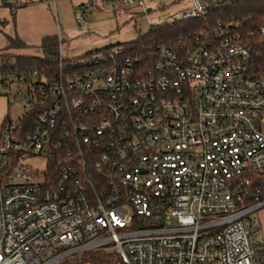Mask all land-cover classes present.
Returning <instances> with one entry per match:
<instances>
[{
  "label": "built area",
  "instance_id": "obj_1",
  "mask_svg": "<svg viewBox=\"0 0 264 264\" xmlns=\"http://www.w3.org/2000/svg\"><path fill=\"white\" fill-rule=\"evenodd\" d=\"M59 1L40 0L54 10ZM107 1L154 12L152 0ZM234 1L190 0L150 28ZM25 3L0 8L13 15ZM75 12L77 27H90L92 2ZM234 23L155 43L153 63L123 45L91 50L69 74L57 25L59 78L2 73L0 55V96L24 102L0 133V264H63L99 250L125 264H264L255 216L264 209V54ZM15 84L24 90L13 95ZM29 155L47 167L33 168Z\"/></svg>",
  "mask_w": 264,
  "mask_h": 264
},
{
  "label": "rangeland",
  "instance_id": "obj_2",
  "mask_svg": "<svg viewBox=\"0 0 264 264\" xmlns=\"http://www.w3.org/2000/svg\"><path fill=\"white\" fill-rule=\"evenodd\" d=\"M42 1V0H41ZM92 1L94 12L91 15H88L87 19L90 22V27L87 28H78L75 22L77 15H72L69 13L67 5V20L63 19V13L61 8H64L65 2L68 4L71 2L68 1H59L57 3V9L59 14L60 21V35L62 37V54L64 59H69L73 56H78L82 54L88 48L92 49L98 46H120L121 44L128 43L136 38L140 34L146 33L150 26L158 23L159 17L165 15L166 17L170 12L178 13L185 7H188L190 0H152L146 1V7L151 8L154 12L150 15L142 13L141 7H132L119 11L118 6H113L107 0H90ZM178 2V3H177ZM164 3L167 7L165 10L161 9V4ZM41 4V2H40ZM35 5L32 2L28 1L25 3V8L17 9V13L12 15L10 10L0 8V21H7V25L2 28L0 32V51L4 49L8 42V37L19 38L21 41L28 44L29 48L25 50L12 49L8 52L1 51L0 55H11V62L15 63V55L25 54V55H38L42 56L39 51V45H32L35 42H38L41 39L44 33L48 34H58V28L56 23L55 10L53 5L48 4L44 5L48 11L45 20V24H42V16L45 14L42 13L40 6H31ZM29 6V7H28ZM38 7V8H35ZM16 12V11H15ZM48 18L50 22L48 21ZM69 18V20H68ZM47 19V22H46ZM40 23V24H37ZM39 27H42V31L37 35L35 31ZM33 30L36 34V37H27V33ZM37 40V41H36ZM1 55V56H2ZM19 89L24 90L23 86L20 84H15L11 88V92L14 95ZM12 102V100H11ZM9 103L7 117L3 123V126H0V133H3L6 130V127L9 124V121H17L23 114V100H16V102ZM1 142V139H0ZM26 162L31 165L33 168L38 169L39 171L44 170L47 167V159L35 155H29ZM255 216L259 219V227L261 228L257 234V240L259 243L264 245V209L257 212ZM81 255H76L72 259L80 258ZM61 264V263H57Z\"/></svg>",
  "mask_w": 264,
  "mask_h": 264
},
{
  "label": "trees",
  "instance_id": "obj_3",
  "mask_svg": "<svg viewBox=\"0 0 264 264\" xmlns=\"http://www.w3.org/2000/svg\"><path fill=\"white\" fill-rule=\"evenodd\" d=\"M16 12H14V16ZM220 20L224 23L234 20V35L243 43L250 44L255 51L264 54V36L261 35V29L264 28V0H236L232 4L212 9L204 18L152 27L146 33L140 34L138 38L121 45L139 52L141 57L153 63L156 57L152 53L151 47L155 43H167L175 41L180 36H186V34H196L212 29L217 26ZM6 25L7 21H0V32ZM7 39V45L1 51L8 52L12 49L25 50L29 48L19 38L8 37ZM38 47L42 56L18 54L15 55V63L11 62L13 56L2 55L1 53L2 73L26 75L38 69L48 78H59L61 75L60 66L59 62L56 61L59 57L57 34L45 36ZM77 59L78 57L65 59L62 74H69L71 66L75 64ZM40 112L36 111L34 115ZM29 126L30 122L21 121L19 129L24 131ZM60 169L61 165L56 161H53L49 167V170L53 171L54 174H57ZM80 255V258L67 260L63 264H125L116 251L99 250Z\"/></svg>",
  "mask_w": 264,
  "mask_h": 264
},
{
  "label": "crops",
  "instance_id": "obj_4",
  "mask_svg": "<svg viewBox=\"0 0 264 264\" xmlns=\"http://www.w3.org/2000/svg\"><path fill=\"white\" fill-rule=\"evenodd\" d=\"M23 1H25V2H28V1H30V2H32V4H35L36 6H40V9L42 10V13H44L45 15L44 16H42V19H40L41 21H42V24H45V20H43L45 17H46V14H47V11H48V9L43 5V4H40V0H23ZM60 1H62V0H60ZM64 1H67V0H64ZM69 1V0H68ZM71 2L68 4L67 2H65V5L66 6H64V8H61V10H63L62 11V13H63V19H65V20H67V17H68V15H67V10L69 11V13L70 14H72V15H74V17H75V15H76V12H75V9H76V6L79 4V3H82V2H92V1H90V0H70ZM35 5H31V6H33V8H34V6ZM67 5H68V9H67ZM29 7V6H28ZM23 8H25V6L23 7ZM35 8H38V7H35ZM67 9V10H66ZM17 13V12H16ZM48 13H49V11H48ZM48 16H49V18H50V13L48 14ZM55 16H56V23H57V25H59V27H60V21H59V14H58V9L56 8V11H55ZM49 18H48V21L50 22V20H49ZM75 20H76V18H74ZM68 20H69V18H68ZM46 22H47V19H46ZM37 24H40V23H37ZM42 31V27H39L38 28V30L37 31H35V33H37V35L40 33ZM34 32H33V30L31 29V31H29V33H27V34H25L26 35V38L27 37H36ZM48 35H53V34H48ZM45 36H47V33H44L43 35H42V37H41V39H39V41L38 42H35V44H32V45H39L40 43H41V41H42V39L45 37ZM37 41V40H36ZM27 44V43H26ZM28 45V44H27ZM106 45H100V46H98V47H95V48H92V49H87L85 52H83L82 54H78V56H81V55H83V54H85V53H87L88 51H91V50H95V49H99V48H102V47H105ZM73 57H77V56H73ZM8 105H9V101H8V99L6 98V97H4V96H0V126H3V123H4V121H5V119H6V117H7V113H8ZM261 229V228H260Z\"/></svg>",
  "mask_w": 264,
  "mask_h": 264
}]
</instances>
